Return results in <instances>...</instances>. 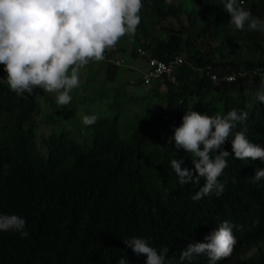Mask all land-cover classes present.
Wrapping results in <instances>:
<instances>
[{
    "label": "trees",
    "instance_id": "16d2710c",
    "mask_svg": "<svg viewBox=\"0 0 264 264\" xmlns=\"http://www.w3.org/2000/svg\"><path fill=\"white\" fill-rule=\"evenodd\" d=\"M208 1L207 21L190 32L183 26L161 28L165 20L181 19L186 13L181 4L143 0L149 14L141 9L136 31L144 40L135 34L130 55L137 57V49L144 47L158 59L181 56L184 63L172 78L151 83L167 87L163 115L147 119L127 137H122L118 116L100 118L91 125L89 149L68 132L42 137L39 145L34 119L41 112L43 89L17 95L0 65L4 78L0 114L5 121L0 139V213L23 216L29 233L21 237L18 232H0V264H116L122 256L129 264H146V255L135 254L125 243L133 236L148 238L157 249L170 247L169 258L178 261L182 249L207 242L205 237L224 220L232 224L237 242L232 254L218 264H264V179L255 183L251 179L264 163L259 158L240 160L232 153L219 178L225 183L224 193L198 201L192 197L204 179L180 185L170 164L177 158L184 160L182 167L194 168L190 154L169 143L172 126H180L190 109L209 115L233 108L247 112V120L238 123L234 133L246 129L249 140L264 146V102L257 99L253 104L251 98L264 86V33L236 29L232 34L224 0ZM243 6L260 17L258 0H243ZM158 28L163 31L160 37L155 36ZM212 29L228 53L213 48L205 53L192 43ZM151 32L155 41L147 42ZM117 52L126 50L119 47ZM105 64L109 76L115 67ZM215 74L236 75V81L216 83ZM222 147L232 152L231 140ZM192 264H207V257L195 256Z\"/></svg>",
    "mask_w": 264,
    "mask_h": 264
},
{
    "label": "clouds",
    "instance_id": "9594fccd",
    "mask_svg": "<svg viewBox=\"0 0 264 264\" xmlns=\"http://www.w3.org/2000/svg\"><path fill=\"white\" fill-rule=\"evenodd\" d=\"M142 7L143 0H0V65L7 73L10 90L24 96L40 88L54 93L57 105H67L72 100V91L81 83L80 70L90 61L120 67L104 58H123L130 68L123 54L109 55L105 51H113L121 37L136 32ZM224 10L230 17L229 26L264 33V18L254 16L243 6V0H224ZM138 49L149 52L144 47ZM135 58L146 67L138 54ZM257 96L264 102V86ZM247 117V112L235 108L215 115L190 109L180 126H172L174 135L169 143L174 142L177 149L188 152L194 165V168L182 167L183 159L171 160L179 184H198L201 178L205 181L192 197L194 200L211 193L220 197L224 193L225 183L219 178L228 167L227 158L232 153L240 160L259 158L264 163V146L249 140L246 129L234 133L238 123L245 122ZM97 120L96 114L82 117L84 125H93ZM228 140L232 152L222 147ZM251 179L253 183L264 179V167L257 168ZM9 231L27 237L26 219L15 213H0V232ZM205 241L189 243L181 250L178 261L169 258L170 247L157 249L146 237L133 236L125 243L135 254H145L146 264H192L198 255L206 256L207 264H218L232 254L237 242L228 220L222 221ZM116 264H129V260L122 256Z\"/></svg>",
    "mask_w": 264,
    "mask_h": 264
},
{
    "label": "rangeland",
    "instance_id": "374dc122",
    "mask_svg": "<svg viewBox=\"0 0 264 264\" xmlns=\"http://www.w3.org/2000/svg\"><path fill=\"white\" fill-rule=\"evenodd\" d=\"M174 1L177 4H181L187 14H183L180 20H165L161 23V28L173 27L181 29L183 26L188 27L190 32L200 30V25L208 19V6L211 3L208 0ZM245 6L246 8L248 7L247 3ZM258 6L260 17L264 18V0H258ZM142 12L144 15L149 14L144 2ZM189 16L194 19L189 21ZM230 27L231 33L236 34L235 27ZM158 30L155 32V36L160 37L163 31L160 28ZM214 32V29L211 32L209 30L198 41H193L192 43H195L205 53L210 52L211 48L222 50V38H214ZM135 34H137L136 38L138 40H144V36L136 31L132 35L126 34L121 37L117 44L112 47L116 55L123 54L117 52L119 47L126 50L122 56L127 59L130 68L127 66L115 67L114 72L108 76L107 67L103 61H90L87 66L80 70L81 83L78 88L72 91V100L67 105H57L54 93L44 92V90H42L43 94L38 92V95L41 94L42 98L40 100L41 112L35 117L34 121L37 123L35 132L39 145L42 137L68 132L72 138L84 145L86 149L91 148L93 145L92 127L91 125H84L82 122V117L86 114H96L98 120L100 118L114 119L118 116L119 130L122 137H127L130 136L133 130L143 126L147 119L156 118L165 113L166 102L162 104V94H166V85L158 81L153 83V85H144L141 71L144 68V64L136 61L137 58L130 55L132 47L136 45ZM155 36L151 32L147 34L145 39L147 42H152V39L155 41ZM223 50L222 52H229L228 48ZM215 58L216 60L221 58L220 53H217ZM155 89L158 90V95L153 94ZM37 90L39 89L36 88L33 94ZM251 98L253 104L258 99L257 95L254 94L251 95ZM4 126V115L0 114V139L3 136ZM255 251L253 249L246 257H250Z\"/></svg>",
    "mask_w": 264,
    "mask_h": 264
},
{
    "label": "built area",
    "instance_id": "2783aa9c",
    "mask_svg": "<svg viewBox=\"0 0 264 264\" xmlns=\"http://www.w3.org/2000/svg\"><path fill=\"white\" fill-rule=\"evenodd\" d=\"M137 54L140 58L144 59L146 62V67L142 70L143 81L145 84H151L153 81L162 79L163 77H173L175 71L184 63V58L181 56H175L167 61L159 60L155 57H152L147 50L138 49ZM105 57V56H104ZM106 61L115 64L116 66H126V61L123 58H104ZM212 79L215 82H234L236 81V75H225L224 77L213 75Z\"/></svg>",
    "mask_w": 264,
    "mask_h": 264
}]
</instances>
